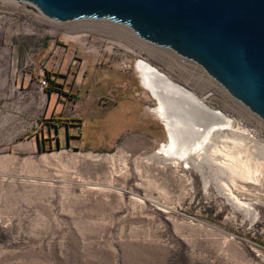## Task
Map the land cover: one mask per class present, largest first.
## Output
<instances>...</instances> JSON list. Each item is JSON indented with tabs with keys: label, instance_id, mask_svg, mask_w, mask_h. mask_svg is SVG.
<instances>
[{
	"label": "rangeland",
	"instance_id": "rangeland-1",
	"mask_svg": "<svg viewBox=\"0 0 264 264\" xmlns=\"http://www.w3.org/2000/svg\"><path fill=\"white\" fill-rule=\"evenodd\" d=\"M141 59L264 144V120L198 62L118 22L56 21L31 2L0 0V103L17 99L22 73L72 60L67 81L49 72L39 84L67 103L57 120H84L77 147L0 148V264H264V163L233 188L253 205L248 213L215 184L205 188L195 158L149 160L168 133L152 112L158 102L142 83ZM241 142L239 154L250 147Z\"/></svg>",
	"mask_w": 264,
	"mask_h": 264
},
{
	"label": "water",
	"instance_id": "water-1",
	"mask_svg": "<svg viewBox=\"0 0 264 264\" xmlns=\"http://www.w3.org/2000/svg\"><path fill=\"white\" fill-rule=\"evenodd\" d=\"M56 21L102 18L201 64L264 120V0H18Z\"/></svg>",
	"mask_w": 264,
	"mask_h": 264
},
{
	"label": "bare ground",
	"instance_id": "bare-ground-1",
	"mask_svg": "<svg viewBox=\"0 0 264 264\" xmlns=\"http://www.w3.org/2000/svg\"><path fill=\"white\" fill-rule=\"evenodd\" d=\"M137 69L143 85L158 101L152 112L164 122L168 133L166 142L147 158L163 163L179 160L188 163L195 158L194 166L203 175L206 189L215 184L237 209L252 213L253 205L241 200L233 188L238 178L246 179L259 171L257 166L264 163V144L249 128L210 107L152 63L141 59ZM49 82L50 79H44L42 83L47 86ZM242 139L259 154L254 155L250 147L245 150L243 146L239 154L235 147Z\"/></svg>",
	"mask_w": 264,
	"mask_h": 264
},
{
	"label": "crops",
	"instance_id": "crops-1",
	"mask_svg": "<svg viewBox=\"0 0 264 264\" xmlns=\"http://www.w3.org/2000/svg\"><path fill=\"white\" fill-rule=\"evenodd\" d=\"M58 52L57 49L54 50L56 56L52 58H59ZM72 63V60H62L57 71L52 70V63H49L43 65L38 72L21 74L12 87L13 92H17V99L11 100L8 105L0 103V148L38 151L45 144L54 143L59 146L65 142L66 147L74 145L71 144V140L76 138L74 132L84 120L80 124L74 122L72 116L64 121L57 120L62 116V109H67V103L57 95L56 90L39 84L41 78L49 72L53 73L52 78L58 74V78L62 77L67 81L71 76ZM129 108L131 113L132 106L129 105ZM114 123L121 126L123 122L119 119Z\"/></svg>",
	"mask_w": 264,
	"mask_h": 264
},
{
	"label": "flooded vegetation",
	"instance_id": "flooded-vegetation-1",
	"mask_svg": "<svg viewBox=\"0 0 264 264\" xmlns=\"http://www.w3.org/2000/svg\"><path fill=\"white\" fill-rule=\"evenodd\" d=\"M158 102V101H157ZM158 106V105H157ZM153 108V107H152ZM156 114V113H155ZM158 118H160L159 116H158Z\"/></svg>",
	"mask_w": 264,
	"mask_h": 264
}]
</instances>
